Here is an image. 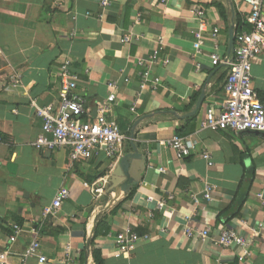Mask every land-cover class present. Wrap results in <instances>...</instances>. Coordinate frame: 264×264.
<instances>
[{"label":"crops","instance_id":"0c3cea01","mask_svg":"<svg viewBox=\"0 0 264 264\" xmlns=\"http://www.w3.org/2000/svg\"><path fill=\"white\" fill-rule=\"evenodd\" d=\"M197 8L219 33L215 39L202 33L196 46ZM248 13L244 0H110L104 8L100 0H0V252H6L5 264H95L94 249L103 264H264V135L199 126L206 107L218 110L225 98L229 67L213 66L210 55L232 57L231 31L235 37L250 29ZM124 36L127 42L120 41ZM155 50L160 55L152 70L161 86L154 90L142 85L137 60ZM66 58L91 115L97 103L115 96L108 116L126 136L115 158L99 152L72 162L68 148L32 146L42 120L30 102L58 104V67ZM251 76L264 100V52L253 61ZM176 134L208 150L212 164L196 154L176 158L166 144ZM132 145L145 161L139 182L120 199L106 198V183L99 181ZM96 184L103 187L101 194L92 192ZM206 186L214 187L210 200L203 196ZM60 190L69 196L45 215ZM14 224L21 229L16 235ZM187 225L209 227V238L187 237ZM126 227L141 239L131 253H119L115 236ZM228 228L250 241L251 256L243 262L237 259L238 245L213 242ZM34 239L44 262L26 256Z\"/></svg>","mask_w":264,"mask_h":264},{"label":"built area","instance_id":"2783aa9c","mask_svg":"<svg viewBox=\"0 0 264 264\" xmlns=\"http://www.w3.org/2000/svg\"><path fill=\"white\" fill-rule=\"evenodd\" d=\"M165 1V0H162ZM249 6V13L246 18L251 25L248 31H241L235 34V47L231 58H220L217 51L210 55L211 64L217 65L219 62L229 67V72L223 86L225 98L216 110L215 106L208 105L205 109L203 120L200 122L201 129L225 130L234 132H264V100L259 99L258 94L252 86L251 68L253 61L264 52V0H244ZM110 0H100L102 8L109 4ZM195 18L200 23V29L195 34L197 44H200L202 33L208 32L212 38H217L218 27H209L206 22V15L202 9L193 10ZM162 39H160L161 42ZM121 42H127L128 36L122 37ZM159 50L153 51L147 58L137 60L140 67V79L143 86H150L157 89L161 86V78L155 74L152 67L158 61ZM169 59L164 58L163 64H168ZM60 78L59 102L56 106H39L35 100H31L30 105L34 108L35 115L41 118V130L32 142V146L37 150L53 151L60 148H68V155L72 162L88 159L93 155L103 152L108 158L118 156L123 148L126 136L122 133L118 124L109 118L112 110L114 94H110L105 102L96 104L95 115H91L87 102L80 92L76 91L77 78L72 69L71 61L63 59L58 67ZM113 86L114 84H109ZM134 110V106L130 108ZM175 154V157L182 159L194 154L210 161V153L204 148L197 149L194 142L189 138L173 135L166 141ZM100 183L105 184V178H101ZM213 186H206L203 196L210 200V192ZM102 186H94L92 192L101 194ZM69 196L67 190H60L54 197L51 206L45 209L46 214L54 213L63 199ZM194 200L197 198L193 196ZM159 208L162 202L157 204ZM151 215V214H150ZM13 233L16 235L21 229L14 224ZM262 227L258 225V230ZM256 228H252L255 231ZM210 228L197 229L191 225L184 228L187 237L196 236L201 240L209 238ZM139 235L135 230L126 227L115 236V243L119 253H131L140 242ZM215 245L226 247L236 244L241 248L238 261L243 262L251 256L249 249L250 241L244 238L239 232L232 228L222 229L219 234L212 238ZM40 242L34 239L26 250V256L38 258L39 262L46 261L44 255L39 253ZM70 246H66L68 253ZM6 252H0V264ZM220 264V263H219Z\"/></svg>","mask_w":264,"mask_h":264},{"label":"water","instance_id":"95a60500","mask_svg":"<svg viewBox=\"0 0 264 264\" xmlns=\"http://www.w3.org/2000/svg\"><path fill=\"white\" fill-rule=\"evenodd\" d=\"M230 44L233 49L234 34L231 31ZM264 135V132H259ZM145 167L144 157L132 145V152L121 156L107 174L105 197L120 199L133 186L137 185Z\"/></svg>","mask_w":264,"mask_h":264},{"label":"trees","instance_id":"16d2710c","mask_svg":"<svg viewBox=\"0 0 264 264\" xmlns=\"http://www.w3.org/2000/svg\"><path fill=\"white\" fill-rule=\"evenodd\" d=\"M239 30H241V29H239V26H237L236 31H239ZM93 258H94L95 264H103V259L101 257V253L98 249L93 250Z\"/></svg>","mask_w":264,"mask_h":264}]
</instances>
